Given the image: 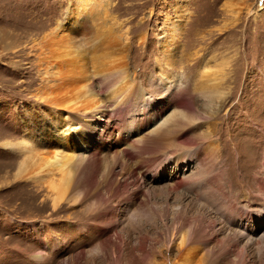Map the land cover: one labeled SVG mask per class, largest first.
Returning <instances> with one entry per match:
<instances>
[{
  "label": "rangeland",
  "instance_id": "rangeland-1",
  "mask_svg": "<svg viewBox=\"0 0 264 264\" xmlns=\"http://www.w3.org/2000/svg\"><path fill=\"white\" fill-rule=\"evenodd\" d=\"M70 1L0 0V264H264V0H105L78 24ZM63 23L79 63L123 57L122 97L113 72L95 74L100 107L60 117L53 99L70 86L45 98L62 84L46 78L58 52L44 39ZM205 68L221 80L218 101L197 90ZM44 117L93 135L78 151L80 199L59 209L45 184L15 178L23 153L7 145H41ZM175 117L183 134L164 130ZM208 141L216 153H201Z\"/></svg>",
  "mask_w": 264,
  "mask_h": 264
},
{
  "label": "bare ground",
  "instance_id": "bare-ground-1",
  "mask_svg": "<svg viewBox=\"0 0 264 264\" xmlns=\"http://www.w3.org/2000/svg\"><path fill=\"white\" fill-rule=\"evenodd\" d=\"M93 1H97V3H93ZM104 1L105 0H71L70 15L68 16L69 22L78 24L81 15L87 17V14H89V16L93 18L97 17L100 12V6H102ZM94 4H97V6ZM78 11H81L80 14L77 13ZM64 30L68 31V25L63 23L61 27L57 28L53 33L48 34L47 36L45 35L46 37L44 39L45 42L49 43L51 48L55 47V52H58V54H55L58 59L57 62L62 63L63 66H66L65 62L69 59L74 62L70 63V68L66 72H63L56 62L53 64L56 69L53 68L50 73L46 74L47 79L52 76V78L60 80L62 84L61 86H46L44 91L47 97L45 98L50 100V104V93L54 87L64 89L66 83L70 86L67 90H63L64 92L61 95L58 94L59 96L53 99V107L59 111L60 117L66 112L65 110L74 112H79V110H81L82 112L87 113L88 111L100 107V99L93 97L91 92L89 93L90 89L88 88V82L91 76L95 74L101 75V77L104 76V79H107L109 74L113 72V74L116 75L117 84L111 92L115 98L122 97L123 93L126 91V86H129L130 84L129 81L126 80L128 68L123 57L120 59L121 64H111L109 67H105L107 63H103L102 61L99 63L101 65L98 64V67L96 68L97 70H93L90 65H88L87 58L79 63L80 58H83L78 56L80 49L78 50V48L76 49L75 47L69 46L71 44H69V41L65 38V33L62 32ZM107 31L108 30L103 29L102 25L98 28L94 27L93 32H91L93 33L94 39H100L102 45V43L106 41L107 35L110 33L109 31L106 33ZM170 39L171 41L173 40L172 34H168L167 39L163 43L166 53L170 52V48H168ZM108 42H111L110 45L113 46L111 40ZM101 49L102 53L94 55L98 60L102 57L110 56L109 51L103 52L104 45ZM206 66L208 67V64H206ZM208 71L210 70L206 68L204 69L203 72L206 73V76L198 80L197 90H199L206 98L211 99L212 101H218L222 96V91L220 89L221 80H219L218 76L217 78L219 81L217 79V81H215L216 76L214 74H216V72L214 74L212 73L213 75H210V72L207 74ZM122 90L124 91L122 92ZM172 99H174V97ZM173 102L183 109L190 110L192 108L191 102L185 101V99L179 100V98H177V100L175 99ZM44 118H42V128H36V131L34 132L41 136L39 140L41 145H36V140L31 139L32 136L31 138L25 136L19 141H10L7 145L23 153V158L19 163L15 178L19 181L34 182L36 186L38 184H45L48 188L53 208L59 209L65 204L76 203L80 199V197H78L80 193L76 190L75 186V171L81 162V156L78 151L86 146L87 142L92 139L93 135L91 132L88 133L87 129L81 130L78 127H74L71 131L66 130V128L62 127L60 118L58 120H49L47 117ZM175 118L171 119L169 126L162 129H174L177 133H181L186 126L182 123V119L179 117ZM174 124H176L175 128L172 126ZM183 132L181 134H183ZM208 134H212V131H208ZM163 137L164 136L161 135L156 139H162ZM177 140L179 139L177 138ZM189 140L190 138H186L185 141H183L189 144ZM167 143L165 144L168 146L172 145V149L174 148L173 143ZM216 145L215 143L208 141L203 151L200 152L205 153L206 150V152L216 153L218 150V145ZM184 241L185 239L182 238L181 244H184ZM182 246L184 247V245Z\"/></svg>",
  "mask_w": 264,
  "mask_h": 264
}]
</instances>
